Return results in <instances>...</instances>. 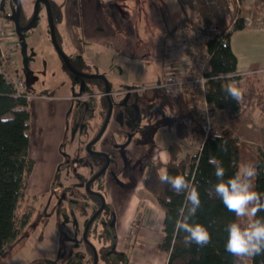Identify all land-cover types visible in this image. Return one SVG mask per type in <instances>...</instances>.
Returning <instances> with one entry per match:
<instances>
[{
  "label": "rangeland",
  "instance_id": "1",
  "mask_svg": "<svg viewBox=\"0 0 264 264\" xmlns=\"http://www.w3.org/2000/svg\"><path fill=\"white\" fill-rule=\"evenodd\" d=\"M83 1L87 2V0ZM120 1L124 4L123 9L129 18L128 22L136 28L134 29L137 38L143 44L151 45L153 51L158 52L161 49L167 27L173 18L180 15V7L177 2H173V0ZM21 3L24 10L26 8L30 11L33 7L31 0H21ZM239 3L240 15L245 18L246 25L254 26L263 21V0H241ZM15 9V0H0L1 12L14 14ZM47 22L45 8L41 5L31 27L25 30L16 29L21 44L16 57L19 69L25 79V90L29 94V123L32 120L33 112L36 113L37 124L39 123L40 117L37 116L39 107L36 105L32 108L30 104L33 105L37 100L52 101L59 96V93L69 92L68 107L61 115L63 126H60L56 117L57 110L51 104V127H54V132L49 136L48 144L41 145L37 140V137H43L42 134L36 135L35 141L32 142V150L34 148L36 151L37 165L28 182L27 197L18 207V214L33 207L29 221L30 231L5 255L0 257V264H91L90 253H88V248L82 238V230L90 217V212L99 207L97 206L98 199L87 191L85 182L98 167L101 159L86 149V143L95 131L96 123L100 120V113L103 112L101 109L104 110L103 102L97 94L88 93L93 90L89 86H86L85 95H81L82 80L63 65L62 58L51 42ZM184 35L191 45L202 46L204 36H194L190 30ZM59 41L61 42L60 39ZM62 46L68 52L67 46ZM77 55V52L69 55L75 66L81 71L93 72L95 67L91 61L84 59L80 62L81 60H77ZM101 60L110 69V73L105 74L109 78L111 73L129 77L128 84L120 80V87L128 86L129 89L124 94L112 93L113 106L108 125L98 143L94 144V150L105 146L111 159L106 170L94 179L89 187L94 191H99L103 196L106 195V189L107 196L112 201L118 187L115 184L120 183L121 179L128 181V186L133 187L130 191L135 194L132 196V202L134 205L138 203L137 208L142 207L148 205L146 199L139 197L143 193L141 182L143 167L141 163L143 161L142 159L138 160L139 157L133 154L137 151L141 152L143 147L130 141L129 153L124 150L121 147L124 136L114 132L113 124L115 121L126 124L129 127V137L131 136L132 140L137 143L141 142L145 135L155 138L158 129L151 122L158 116L166 114V111H171L175 98L157 88H153L152 94L149 95V90L146 91L141 87L143 84L157 80V77L154 78L155 80L149 77L154 64H151V67H145V56L142 61L138 58L129 64L115 57L102 58ZM203 61L206 59L202 58ZM97 62L99 63V61ZM156 71L158 73L160 69H156ZM243 72H240L238 80L241 83L240 88L245 90V94L238 111L226 116L229 118V120L225 119L228 124L221 123L218 116H215L212 121L217 131L221 127H228L242 142L240 164H254L253 150L259 149L264 153V112L261 114V103L258 99L259 89L257 88L264 85V70L259 72L258 76L248 75L245 73L246 70ZM230 83L236 84V80H232ZM114 87V84H111L110 90L112 91ZM41 129L43 127L40 125L37 132ZM162 129L163 132L161 131L158 135L160 136L159 140L165 145L169 142L173 132L165 126ZM200 136V134H195L190 137V141L193 140V143H189L187 138L183 139L185 149L190 153H196L199 150ZM114 138L116 147H111L110 144ZM114 155L118 156V161L115 160ZM119 166L122 169H119ZM107 183L110 184L107 185ZM105 198L107 197L105 196ZM114 219L113 208L107 204L94 219L87 234V239L95 243L99 250L98 264H114V260L117 259L119 260L118 264H129L126 247L132 249L140 246L138 248L143 251L141 248L145 246L144 243H140L141 240L139 242L132 236V232L129 233L131 239L128 236H121L119 242L116 236L113 238L114 229L108 221H114ZM239 222L246 224L247 219ZM106 229L109 230L108 233L105 232ZM155 229L157 230V227ZM105 234L109 235L107 239H105ZM112 240L115 250L116 246L125 249L121 254L109 250ZM148 249L149 247L146 250ZM145 251L140 255L142 258L147 256L144 254ZM106 257L110 261L112 260V263L110 261L106 263ZM161 257L163 258V255ZM247 264H250V259L247 260Z\"/></svg>",
  "mask_w": 264,
  "mask_h": 264
},
{
  "label": "trees",
  "instance_id": "2",
  "mask_svg": "<svg viewBox=\"0 0 264 264\" xmlns=\"http://www.w3.org/2000/svg\"><path fill=\"white\" fill-rule=\"evenodd\" d=\"M49 1L56 37L60 44L57 25L62 19L64 1ZM240 1L176 0L180 7V15L173 18L167 27L161 49L158 52L153 51L165 58L166 39L179 23H184L195 36H204L201 47L205 50V55H201V57L206 59L204 73L209 77L206 99L210 102L212 111L218 110L226 116L237 112L240 102L237 103L235 100L227 98L222 89L231 81L218 77L223 73H238L240 75V72L237 71V57L230 44L232 33L246 26L245 18L240 15ZM32 10L33 7L26 12L27 9L24 10L22 6L19 19L21 24H26L30 20ZM4 15L6 12H0V18ZM262 20L264 22V0ZM69 59L76 69L81 70L75 66L70 56ZM62 62L69 70L63 60ZM239 75H236L234 80L240 87ZM83 80L84 85L89 81L97 82L100 86L99 90L104 91L102 78H84ZM108 82L110 87L109 79ZM167 94L175 98L174 110L164 114L159 123L173 128L178 139L189 138L190 133L195 130L203 134L204 131L201 128L192 127L189 129L184 120L186 116H191L196 109L197 104L194 96L185 92ZM101 99L104 112L100 123L108 107L105 94L102 93ZM259 101L261 111L264 112V90L260 94ZM29 117L28 98L16 95L13 83L7 81L1 71L0 50V121H9L0 122V257L5 255L30 231L29 221L33 207L18 214V207L27 197L29 176L34 166V159L29 155ZM178 139L167 145L169 158L166 162L152 159L150 156L142 162L141 182L164 210L163 236L156 243V248L167 253L165 264H236L238 258L232 256L225 249L227 241L225 229L227 224L237 221V218L234 213L226 209L218 197L209 196V190L217 182L215 167L209 163V159L216 158L221 162L225 169V179L234 176L240 164L242 142L230 128L221 127L219 131L206 135L201 148L196 153L185 152L180 155L182 146ZM225 144L227 151L221 148V145ZM149 152L147 151V153ZM253 152L254 165L258 172L255 178V190L264 197V153L259 149H254ZM98 156L104 160L103 156ZM165 170L169 175H184L197 187L200 193L201 207L197 210L193 222L201 223L208 229L211 235L209 244L202 247L195 243L185 246L183 237L186 233L177 234L175 232V221L180 218L179 211L184 205L185 194L177 195L169 185L159 181V175ZM257 218H264V211L258 212ZM131 226V232H136L138 226L134 225V222ZM107 257L106 263H109L110 259ZM91 262L92 252H90ZM250 264H264V254L250 259Z\"/></svg>",
  "mask_w": 264,
  "mask_h": 264
},
{
  "label": "crops",
  "instance_id": "3",
  "mask_svg": "<svg viewBox=\"0 0 264 264\" xmlns=\"http://www.w3.org/2000/svg\"><path fill=\"white\" fill-rule=\"evenodd\" d=\"M63 1L64 5L62 7V19L57 25V34L58 38L61 40V47L63 48L62 45H65L67 46V49H69L68 52H66V50H64L63 48V50L68 55L75 54V52H77L78 61L81 60L80 62H82L84 61V59H86L87 61H91L96 69L92 71H99L100 73L104 74L110 73V69L105 65V62L101 60L102 58L115 57L129 64V62L138 58L140 61H142L143 56H145V67H151V64H154L152 66V73L149 74V77H151L152 80L157 77V80L154 79L155 81L150 82L149 84H143L141 87H145L144 89H146V91L149 90V95L152 94L153 88H157L159 90V82L164 77L165 72L169 70L166 65V57L162 58L157 53H153V47L151 45H146L140 42V40L137 38V35H135L136 30L134 29V25L128 22L125 10L123 9L124 4L121 3L120 0H87V2L83 0ZM26 12H28V10ZM2 17L0 19H2ZM230 44L237 57L238 72L244 73L243 70H246L245 73L251 72L254 76H258V73L264 70L263 21L260 24H256L254 26H249L247 24L244 28L233 32L230 38ZM19 47L13 53L16 61V54H18L17 52L19 50ZM97 61H99V63ZM17 67L18 73L23 76L19 69L18 62ZM156 69H160V71H158L157 73ZM108 79L110 80V86L111 84H114L115 86L112 90L113 94H124L125 91L129 89L128 86L123 88L120 87L121 81H125L126 84L129 83V77H127L126 75L121 76L119 74L111 73L110 78L108 77ZM86 86H89L90 89H93L88 93H99L100 86H98V83L89 81L86 85H84V89L81 95H85ZM257 88L259 89V99L262 90H264V85L258 86ZM68 93H59V96L54 98L52 101L37 100L33 103V105L29 100L32 108L36 107V105L39 107L37 116L40 117L39 123L37 124V118H35L36 113L33 112L31 117L32 120L29 123V155L34 159L32 172L37 165L36 151H34V148L32 150V142L35 141L36 135L39 136V134H42L43 137H37V140H39L41 145L43 143H45L46 145L48 144V138L54 132V127H51V104L57 110L56 117L58 119V124L60 126H63L61 115L64 114L65 110L68 107L67 99L70 96ZM172 110H174V105ZM171 111L166 112L170 113ZM262 113L263 111H261V114ZM163 116L164 114L158 116L156 120H152L153 122H151V124L154 125L156 129H158L155 138H153V136L145 135L144 139H142L141 142L138 143L135 140H132L131 136L129 137V127L123 122L115 121L113 124V130L115 133H120V135L122 134L124 136L122 139L123 141L125 140V136L127 137L128 143L126 146V150L128 153L129 145L131 142H134L136 145L140 144V146L143 147L141 152L137 151L135 154H133L139 157L138 160H143L145 152L150 151V157L152 159H160L161 161L166 162L169 158L167 145L171 141L178 138H176L173 128H168L165 124L159 123V120ZM215 116H218L217 118L221 121V123L223 122L228 124L227 120H229V118L220 111L214 110L213 119ZM98 122L96 123V125H98ZM40 125L43 127V129L37 132V129L40 128ZM164 126L167 127L169 131L173 132V135L171 136L169 142H167L165 145H163V142L159 140L160 136L158 135L163 130L162 128H164ZM195 134L202 135L200 131L195 130L190 133L189 138H187L188 141H190V137L195 136ZM178 140L180 141L182 146L180 155H183L185 152H189L187 149H185L183 139ZM113 143L114 144H110L111 147H114L115 145V138ZM189 143H193V140H191ZM103 148H105V146H103ZM114 157H116L115 160L118 161V156L114 155ZM118 168L122 169L121 166H119ZM142 171L143 170H141V175ZM128 183V181H122V179L118 184L113 183L115 185H118V187L115 195H113L112 201L109 200L107 191L105 189V196L107 197V200L111 204H113L114 208L116 209V237L119 242L121 241V236H128V238L131 239L129 233L131 232L133 226H131V224L132 222H134V225H137L138 228L132 236L134 238H137L138 241L141 240L142 242H139L144 243L145 246L141 248L143 251H140V249L138 248L140 246L133 247L132 249L126 247V250L120 246H116L115 251L117 252V254H121V252L124 250L127 251L129 254V264H162L161 262H164L163 264H165L167 261V253L156 248V243L163 236L164 210L159 205L157 199L144 188L143 184V193L140 194L139 197L146 199L148 201V205H143L142 207L137 208L138 203H135L134 205V202H132V196L135 194H132V191L130 190L133 187L128 186ZM108 184L110 183H107V185ZM137 216L138 218H136ZM156 227L157 230L155 229ZM138 241L137 243H139ZM148 247L149 249L146 250ZM144 251V254L147 255L143 256V258L145 259L140 256ZM162 255L164 259L161 257ZM110 263H112V260L110 261ZM118 263V259L114 260V264Z\"/></svg>",
  "mask_w": 264,
  "mask_h": 264
},
{
  "label": "clouds",
  "instance_id": "4",
  "mask_svg": "<svg viewBox=\"0 0 264 264\" xmlns=\"http://www.w3.org/2000/svg\"><path fill=\"white\" fill-rule=\"evenodd\" d=\"M176 2V0H173ZM238 73H223L219 79L232 81ZM248 75H253L249 72ZM203 84V81H198ZM206 90V89H204ZM227 98L237 103L244 98L245 90L235 83L226 84L223 89ZM0 122H9L7 120ZM220 139V137L216 136ZM227 151L226 144L221 145ZM209 163L215 167L217 182L209 190V196L218 197L229 212L235 214L237 221L226 225L227 241L225 249L238 258L237 264H247V260L264 254V218H257L258 212L264 211V197L255 190L257 168L252 163L240 164L234 176L225 179V169L216 158H210ZM161 183L167 184L177 194L184 193L185 201L175 221V232L186 233L183 237L185 246L195 243L205 246L211 242L208 229L201 223L193 222L197 210L201 207L200 193L196 186L184 175H169L163 171L159 177ZM194 179V178H193ZM247 219L246 224L239 222Z\"/></svg>",
  "mask_w": 264,
  "mask_h": 264
},
{
  "label": "built area",
  "instance_id": "5",
  "mask_svg": "<svg viewBox=\"0 0 264 264\" xmlns=\"http://www.w3.org/2000/svg\"><path fill=\"white\" fill-rule=\"evenodd\" d=\"M9 15L10 13L6 12V15L0 19L1 71L5 79L13 83L16 95L29 98L25 90V79L18 73L17 61L13 54L20 46V40L14 21ZM188 30L189 28L184 23H179L167 37L165 57L169 70L159 82L158 88L165 93L185 92L194 96L196 109L184 120L189 129L196 127L204 131L200 136L198 147L200 149L206 135L210 132H217V129L212 121L211 104L206 99L209 77L204 73L206 61L202 62L201 57L205 55V50L190 44L184 35ZM198 81H203V84Z\"/></svg>",
  "mask_w": 264,
  "mask_h": 264
},
{
  "label": "water",
  "instance_id": "6",
  "mask_svg": "<svg viewBox=\"0 0 264 264\" xmlns=\"http://www.w3.org/2000/svg\"><path fill=\"white\" fill-rule=\"evenodd\" d=\"M15 1H16V9H15L14 14H10V16H11V18L14 21L16 29L25 30V29L31 27L32 24L36 20V17H37V14H38V10H39V3L43 2L45 10H46V14H47L51 42H52L54 48L56 49V51L58 52V54L60 55V57L62 58V60L64 61V63L67 66V68L71 72H73L74 74H76L77 76H79V77H81L83 79L84 78L99 77V78H102L104 80V94L106 95L107 100H108L107 112H106V115H105V118L103 120V123H102L99 131L97 132V134L90 141H88L86 143V148L92 154H103L107 158L106 162L97 171H95L85 182V187H86L87 191L96 192V191H93V190H91L89 188V183L91 181H93L94 179H96L99 175H101L105 171V169L107 168L108 163H109V156L104 151L91 149L90 148V144H92L93 142L98 140L99 137L103 134L104 130L106 129V127L108 125V122H109V119H110V116H111V111H112V106H113V104H112V96H111L112 91L110 90L108 79H107V77H106V75L104 73H100V72H84V71L76 69L72 65L68 54L63 50V48L61 47V45L59 44V42L57 40L56 33H55V23H54V18H53V15H52V11H51V6H50V1L49 0H34L31 18L24 25H22L20 23V21H19L20 12H21V8H22L21 0H15ZM83 79L81 81V91H83V89H84V80ZM99 195H100L101 200H102L101 201V205H100V207L97 210H95L93 212V214L89 217V219L87 220V222H86V224L84 226L83 238L87 242H89V240L87 239V236H86L87 229H88L91 221L94 219V217L101 211V209L105 205V197L101 193H99ZM89 243H90V245L92 247V250H93V261H92V264H97V262H98L97 250H96L95 246L93 245V243H91V242H89Z\"/></svg>",
  "mask_w": 264,
  "mask_h": 264
},
{
  "label": "flooded vegetation",
  "instance_id": "7",
  "mask_svg": "<svg viewBox=\"0 0 264 264\" xmlns=\"http://www.w3.org/2000/svg\"><path fill=\"white\" fill-rule=\"evenodd\" d=\"M34 2V1H33ZM40 4L44 7V4H43V2H40ZM39 4V5H40ZM40 5V6H41ZM39 6V7H40ZM22 25H24V24H22ZM73 65V64H72ZM143 88H145V87H143ZM102 93L104 94V91L103 92H101L100 90H99V93L97 94V96H99L100 97V99H101V95H102ZM102 100V99H101ZM100 100V101H101ZM108 108V107H107ZM103 112H104V110L103 109H101ZM103 112H101V113H103ZM106 112H107V110H106ZM100 113V120H99V122H98V125L96 126V128H95V131H94V133L96 132V130H98L99 131V129H100V127H101V125H102V123H103V120H104V118H105V116H104V118H103V120H102V122L100 123V121H101V118H102V114ZM97 114H99L98 112H97ZM105 115H106V113H105ZM99 128V129H98ZM97 131V132H98ZM105 131V130H104ZM97 132L94 134H92L91 136H90V138L88 139V141H90L96 134H97ZM104 133V132H103ZM103 135V134H102ZM102 135L99 137V139L102 137ZM98 139V140H99ZM98 140H96L95 142H93L92 144H90V148L91 149H94V144L95 143H98ZM87 141V142H88ZM127 143H128V141H127V137L125 136V140L122 142V144H121V147L124 149V150H126V146H127ZM111 144H114L113 142H111ZM115 146V145H114ZM116 147V146H115ZM87 149V148H86ZM115 149V148H114ZM97 150H101V151H104V152H106L107 154H108V150L106 149V147L105 148H103V146H100V148H97ZM94 155H101V156H103V158H104V160L101 158V157H99L101 160H100V164H101V166L106 162V156L105 155H103V154H94ZM108 156H109V154H108ZM148 156H150V152L149 153H147V152H145V154H144V157H143V160L142 161H144ZM110 159H111V157L109 156V163H110ZM109 163H108V165H109ZM99 164V165H100ZM98 165V166H99ZM100 166V167H101ZM99 167V168H100ZM108 167V166H107ZM98 168V169H99ZM97 168L95 169V171H97L98 170ZM106 170V169H105ZM94 171V172H95ZM93 172V173H94ZM92 173V174H93ZM91 174V175H92ZM90 175V176H91ZM89 176V177H90ZM88 177V178H89ZM92 183V181L89 183V186H90V184ZM90 188V187H89ZM91 189V188H90ZM92 190V189H91ZM94 191V190H93ZM90 192V191H89ZM91 194H93L94 195V198L96 197L97 199H98V207H100V205H101V197H100V195H99V191H96V192H90ZM104 197H105V195H104ZM107 204L108 205H110L112 208H113V213H114V216H115V219H114V221L113 220H111V221H108V223L110 224V225H112V229H114L113 230V232L114 233H112L113 234V238L116 236V233H115V222H116V209L114 208V206H113V204H111L108 200H107V198H105V205H104V207L101 209V211L100 212H102V210L107 206ZM93 212L95 211V210H92ZM90 212V216L93 214V212ZM99 212V213H100ZM99 213L94 217V219H96L97 218V216L99 215ZM94 219L91 221V223H90V225H89V227H88V229H87V232H86V236H88L87 234H88V232H89V229H90V227H91V225H92V223H93V221H94ZM112 222V223H111ZM84 228V227H83ZM83 231H84V229L82 230V238H83ZM108 229H106L105 230V232L106 233H108ZM106 235V234H105ZM109 235H106V238L105 239H107V237H108ZM88 238V237H87ZM83 240H84V243H85V245L87 246V248H88V253H90V252H92V261H93V250H92V247H91V245H90V243L89 242H91V243H93L92 241H90L89 239V242H87L84 238H83ZM93 245L95 246V248H96V250H97V253L99 252V250H98V248H97V246L95 245V243H93ZM109 250L111 251V252H115L116 254H117V252L115 251V249H114V241L112 240L111 241V243H110V247H109ZM98 260H99V255H98ZM91 264H92V262H91ZM97 264H98V262H97Z\"/></svg>",
  "mask_w": 264,
  "mask_h": 264
}]
</instances>
